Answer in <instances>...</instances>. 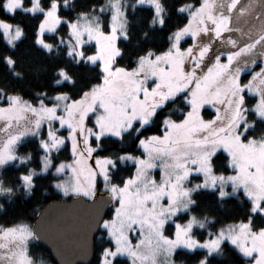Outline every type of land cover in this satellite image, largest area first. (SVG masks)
Here are the masks:
<instances>
[{"label":"rangeland","instance_id":"374dc122","mask_svg":"<svg viewBox=\"0 0 264 264\" xmlns=\"http://www.w3.org/2000/svg\"><path fill=\"white\" fill-rule=\"evenodd\" d=\"M233 2L234 0H206L203 7L200 6V3L198 6L186 7L184 13L191 17L192 23L187 24L189 31L184 35V37H189L190 41L189 43L182 44V49H187L189 44L192 43L191 31H197V44L193 49V55H196L205 46H211V51L205 54L199 68L196 67V61H193L191 55L184 56L171 48V44L176 39L175 34L177 31H175L171 34L169 47L164 51H170L172 53L171 56L161 55L164 52L152 54L151 56L147 54L143 56V60L139 59L136 67L128 70L127 74L117 73L114 76L109 75V83L103 87H92L79 105H72L70 110L71 115L67 118L71 119L72 126L77 129L74 133L79 144L76 151L77 153H83V157L78 162H74L75 157L70 154L71 158L65 161L66 164L63 172L57 173L55 168L60 161L53 162L46 170L41 171V159L39 158L40 167L38 169L29 168L27 170V173H29L31 169L33 176L51 173L55 177L53 182L64 185L68 190V195L65 196L54 188L61 194L63 199L81 196L86 200H92L98 195L108 197L111 201L108 216L111 215L118 205L119 199L126 197L127 203L125 208L127 210L117 217L114 227H120V230L123 231L130 223L132 227H136L132 223L133 218L139 221L144 229L145 236L150 238L151 241L149 243L146 240L145 245L140 249L142 255L148 258L147 264H180L174 260V254L168 252V245L160 241L156 236V231L161 227L159 223L161 220L169 224V233L171 232V225H174L177 221L182 226H186L190 220H194L195 223L192 224L190 235L196 239L202 240L204 238H199L193 232L194 229L201 230L210 222L207 218L199 219L191 213L192 203L189 201L192 200V195L196 191L210 190L217 192L223 186L230 193V196L240 191L245 198V189L254 194L264 195V178H262L264 177V146L261 144L264 138L256 139L252 144H248L247 141L242 143L235 139L243 127L241 122L245 113L243 112V106L239 104V93L230 80V77L233 79L235 77L234 69L243 68L247 75L250 76L252 71H256L259 68L261 53L264 52V41H261L255 49L242 53L237 57L227 71L216 65L211 72H208L209 65L213 64L217 54L235 52L240 47L250 44L259 35L264 34V0H238L235 3V7L229 11V5ZM10 3L12 7L6 11L7 13H11L15 9L23 10L22 7L16 5L15 0H10ZM106 4H108L111 11L107 26L109 22L116 25L117 33L125 31L124 8L126 6L144 5L150 7L153 11L154 8H159V15L154 16L155 23L160 25V19L163 18V10L158 0H155L154 4L136 3V0H107ZM117 9H119V12H116ZM114 12H116L117 19L111 20ZM209 13L217 19L230 17V21L227 24L229 30L224 33L222 39L214 40L213 30L215 24L208 19ZM76 20L78 21V26L85 29L83 33L85 40H87L88 29H91L95 35L102 28L98 14L82 15ZM13 26L15 27L16 25ZM205 26L208 29L206 34L201 31ZM97 39L101 44L107 46V51L103 54L114 55V50L110 47V39L106 40L102 35L97 37ZM229 39L236 42L235 47L229 45ZM16 41H13V43ZM70 41L71 37L67 35L65 38L66 48H68V42ZM90 44L94 46L95 51L97 47L96 41L94 40L92 43L86 45ZM116 56H114V60ZM157 56H160V59H156ZM200 59L201 57L196 55V60L200 61ZM253 59L256 60V64L258 65L249 70V64H251ZM223 62L224 57L222 56L221 63ZM97 63L100 68L99 59ZM112 67H116L114 63ZM101 73V77H103L104 73L102 71ZM244 79H247V76ZM257 83L254 81L252 86L256 87ZM97 85H101V81L95 86ZM260 88L262 94H264V85H260ZM183 91L187 94L189 105L186 113L192 112V115L187 118L184 115L179 121H173L168 118L171 126L165 129V131H169L170 135L167 138H163L162 132L151 135L158 137V139L147 141L148 148L146 150L139 147L141 155H133L135 158L144 160L143 164H139L138 166L136 159L130 161L125 158L124 162L133 163L136 174L134 179H130L129 184L124 188L123 192L121 191V186H123L124 182L113 187L114 184L109 179L102 180L100 178V167H106L107 172L105 175L109 176V171L112 169L111 165H98L95 157L91 161H86L85 158L88 155L87 146L80 139L81 136L90 135L88 132L89 128H92L94 131L97 130L94 121L101 124L99 129L101 132L106 128H111L113 132L123 131L132 119H135V123L139 127L140 118L148 116L156 105L162 103L163 106L168 100ZM250 95L255 96L254 94ZM213 96L216 99H212ZM51 101V103H48L49 106H56L58 113L67 114L69 111L67 99L61 101L52 98ZM89 105H91V111H87ZM204 107L209 108L213 112L208 118H204L201 115ZM217 109L219 110L218 118L209 124L208 122L217 116ZM259 110L264 111V105H260ZM82 115L86 117L83 124H81ZM35 119L36 117L33 113L24 112L21 119H12L11 131L8 130L10 127L3 130L4 125L8 121L0 120V124L2 125L0 128V145L10 136L27 130L17 144L26 138L34 137L41 151L40 157L44 156L48 158V153H44L39 145V139L45 138L47 125L51 124L54 139H59L61 136L66 137L71 129L68 127L59 129L55 121L49 122L45 118L41 122L42 127L37 130L33 123ZM238 124L240 125L239 128L237 127ZM220 129H224V131L220 132ZM107 136L116 138L111 133L105 134L102 137ZM225 142L229 146V150L232 153L231 156L228 155V151L224 147ZM49 143L51 144V141ZM60 149L61 147L57 151ZM57 151L52 153L51 159ZM219 151L227 156V165L230 167L231 172L223 174L225 177L223 182L217 179L214 189H209L207 186L203 188L197 187L204 180L202 171H196L197 168H207L211 175L219 176L221 174L214 172L211 162L214 156L213 153ZM20 157L23 156L17 155V164L22 162ZM118 157L115 159L120 162ZM68 164H71L74 170H70L67 166ZM89 164H91V167H89ZM237 164L244 165L248 171L254 170L255 165H260L261 174L253 178L242 175L241 179L244 180V183L241 184L238 180L236 182V192L233 193L231 191L233 182L228 181L227 177L235 175ZM149 165H152V167H149ZM180 165H183V167ZM185 168L192 170L187 178L183 177ZM161 173H163V176ZM131 177L129 176V178ZM152 177H155V183L151 182ZM177 177L181 178L178 182ZM94 181H97L94 195H86L81 191V189L91 191ZM161 184L164 185L163 198H161ZM21 185L23 186L22 182ZM0 189H3V191H0V196L4 195L7 191L3 188L1 182ZM185 189L189 190L187 196L184 194ZM169 195H171V202H169ZM114 196L116 199H113ZM145 220L148 223H145ZM201 224L203 227L200 226ZM29 227L31 228L30 225ZM232 231L237 232L239 229L233 228ZM101 234L105 236L103 231ZM101 234L98 236L101 237ZM247 235L251 236V233ZM15 239L20 240L19 238ZM136 239H139V232L136 235ZM33 240H29L27 244L33 242ZM2 242L3 240H0V244ZM20 244L23 250L26 244L21 240ZM176 250L189 252L204 250L206 253V249L194 248L189 250L183 246L178 247ZM17 256L18 253L14 254L9 259L10 262L8 264H15ZM254 257L255 253L252 258ZM121 258L127 259L126 257ZM252 258L244 259L247 260V264H251ZM31 261L32 264H50L43 261H34L32 258Z\"/></svg>","mask_w":264,"mask_h":264},{"label":"snow or ice","instance_id":"6c2138e0","mask_svg":"<svg viewBox=\"0 0 264 264\" xmlns=\"http://www.w3.org/2000/svg\"><path fill=\"white\" fill-rule=\"evenodd\" d=\"M238 0H234L232 4L229 5V11H231L235 7V3ZM17 6L22 7L23 12L33 16L38 17L36 19V23L33 26L32 35V44L36 48L43 49L47 53H51L53 50V45L48 41V33H59V29L61 25L65 26V32L69 37H71V41L68 42V48L66 52V56L73 60L75 65H80L83 61L86 64H95L97 60H100V70L104 73V76L101 77V85L93 86V87H103L107 83H109V75H115L117 73H128V70L117 66L115 68L112 67L115 62L114 56L120 55L122 49L118 46V41L121 36H123L124 40H127L128 33L126 31H121L117 33L116 25L109 22L107 28H101L98 32L93 34L91 29L87 30V40L84 39L83 33L85 29L80 28L78 26V21L73 18H69L66 15L61 13V8L64 9L67 7L69 0H48L47 5L43 3V0H15ZM136 3H149L154 4L155 0H136ZM200 6L206 3V0H199ZM10 0H0V15H3L6 11L11 9ZM186 7L190 8L192 5L180 6L177 8L178 12H185ZM133 10H135V5H133ZM126 11V10H125ZM40 13L37 16V13ZM119 12V9L116 10ZM116 12L113 13L111 20H116L117 15ZM160 9L154 8L153 15H159ZM123 14V13H121ZM84 15L83 13L80 14ZM208 19L215 24L214 28V37L216 39H222L224 37V33L228 31L227 24L230 21V17H222L215 18L209 13ZM192 23L191 17L188 19V24ZM161 26L164 24L163 18L160 19ZM189 31L188 25L185 24L184 27L179 29L176 32V39L171 44V48L175 49L177 53H181L184 56H192L193 61H196V67L199 68L202 63L205 54L211 51V46L207 45L205 48L199 50L196 55L201 57L200 61L196 60V55H193V49L197 44V31H191L192 43L189 44L187 49H182V41L185 33ZM201 31L208 32L207 27L201 29ZM0 34L3 35V39L7 42V44L13 48L16 45L13 43L15 40H20L25 35V30L21 29L19 26H13L7 19H0ZM103 36L106 40H111V48L114 50V55H105L107 51V46L103 45L99 42L97 37ZM144 36H147V32L144 33ZM171 38V37H170ZM96 41L97 47L96 50L87 54L85 52V45L88 43H92ZM261 41H264V34L259 35L254 41H252L248 45H244L240 47L235 52H227L220 53L215 56V60L213 64L209 65L208 72H211L213 67L219 65L223 70L227 71L231 65L234 63L237 57H239L242 53L249 52L252 49H255ZM230 46L235 47L236 42L232 39L228 40ZM148 55L151 56V51L148 52ZM163 56H171L172 53L170 51H166L162 53ZM224 57V62L221 63V57ZM3 64L7 66L9 70H12L16 64V59L12 56H4L2 58ZM139 59L143 60L144 57L141 56ZM156 59H160V56H157ZM256 65V60L253 59L251 64H249V69L253 68ZM191 71V69H190ZM235 77L234 79L230 77L232 84L235 86L236 90L239 93V104L243 106V112L245 116L242 120L243 127L240 132L236 135L235 139L237 141H247L248 144H252L256 137L250 136L249 132L255 128V121L247 120L248 112H255L256 116L260 118L262 122H264V111L259 110L260 105H264V94H262V90L260 85H264V52L261 53L260 66L256 71H252L251 75L248 76L243 68L234 69ZM12 75H18L17 72L12 71ZM54 75L58 78L54 81L55 84H60L63 81H67L68 83H74V78L70 75V73L65 68H57L55 70ZM247 76V79H243V77ZM258 82L256 87H253V82ZM88 89L79 92L78 95H75L76 98H69L67 93H57L53 99L57 100H68V108L69 111L67 114H62L57 112L56 106H49L47 102L41 98L47 96L46 92H38L35 95L37 96V100L35 103L31 100H25L21 95L8 93L6 96L0 97V120H7L8 122L4 125V129L6 130L11 126L12 119L15 118L17 120L23 117L24 112H31L35 115L36 119L33 121L35 128L39 130L42 127V121L45 118L51 122L55 121L58 124V128L62 129L68 127L71 129L68 135L61 136L59 139H54V133L51 130V124H48L46 127V135L45 138L39 139L40 148L44 153H48V158L41 156V171L46 170L49 166L53 164V160L51 159L52 153L57 151L58 148L68 145L69 153L75 157L74 162H78L82 157L83 153H77L76 149L79 147L78 140L74 136V133L77 131L76 128L72 126L71 119L67 118L71 115V107L72 105H79L83 97L88 95ZM147 91V90H145ZM245 92L248 94H254L256 97V103L252 104L251 108H249L246 99ZM212 99H216L215 96ZM17 106H19L17 108ZM162 106L161 104L156 105L149 113L148 116L140 118V125L137 127L135 125V119H132L130 123L123 129V131H115L111 128L104 129L103 132L99 131L101 124L99 122L96 123L97 130H93L92 128L88 129L90 135L81 136L80 139L83 140L84 145L87 146L88 155L85 158L86 161H91L93 157L98 165H111L113 169L116 168V159L104 155V150L100 146V141L103 135L111 133L116 136L117 139H123L124 133L131 131L135 128L136 133V145L142 149L148 148L147 141H152L158 139L155 136L145 137L141 135L145 124L149 123L150 119L154 116H159V112L157 109ZM15 110V112H13ZM91 105L88 106L87 111H91ZM217 116L213 117L212 121L208 123L211 124L215 121V119L219 116V110L217 109ZM186 118L192 115V112L186 113ZM86 117L82 115L81 124L84 123ZM170 121L167 117L160 120L158 124L159 130L163 133V138H167L170 133L169 131H165V129L170 128ZM239 128L240 125L238 124ZM27 131V130H25ZM25 131H21L18 134L10 136L6 139L2 145H0V166H5L9 161L15 160L17 158V154L15 152V146L17 142L25 135ZM220 132H223L224 129H220ZM94 137V139H93ZM51 141V144L49 143ZM262 146H264V141L261 142ZM224 147L226 151H228V155L231 156L232 153L229 150L228 144L225 142ZM216 155V153H213ZM127 158L128 160L136 159L138 166L139 164H143L144 160L140 158H135L130 152H122L118 159L122 164ZM23 161L24 157H20ZM195 163V161H193ZM66 162L60 161L55 168L57 173H61L64 170ZM70 170L72 169L71 164L67 165ZM183 167V165H180ZM91 167V164H89ZM152 167V165H149ZM237 171L235 175H229L227 177L228 181H232V189L231 191L236 192V182L239 180L241 184L244 183V180L241 179L242 175H246L249 178L256 177L258 174H261V166L255 165L254 170L248 171L244 165L237 164ZM192 170L185 168L183 172V177L187 178ZM196 171H202L204 180L197 186L199 188H203L207 186L209 189L215 188V182L219 179L221 182L224 181L225 177L221 173L219 176L211 175L209 169L197 168ZM107 172V168L104 166L100 167V178L102 180L110 179L109 176L105 175ZM135 169L133 170L132 177H125L124 184L121 186V191L123 192L124 188L130 182V179L135 178ZM163 176V173H161ZM264 178V177H262ZM180 177H177V182L180 180ZM19 180L23 183V186L31 193V189L34 186L33 174L32 170H29V173H19ZM152 183H155V177L151 179ZM97 181L93 182L92 190L81 189L86 195H94V189ZM53 188L59 190L63 195H68L67 188L62 184H56L53 182ZM113 187H116L115 185ZM163 188L164 185L161 184V198H163ZM3 191V189H0ZM7 191H11L8 189ZM189 190L185 189L184 194L187 196ZM230 197V193L222 186L219 191L216 192V199L223 201ZM113 199H116L114 196ZM245 199L248 201L249 207L247 208V216L246 218L237 219L233 224L225 225L224 227L218 228L215 233L211 230L205 235V237L201 239H196L190 235L192 224L195 223L194 220H190L186 226H182L179 221H177L174 225H171V232L169 233L168 227L169 224L161 220L159 221L161 227L158 231H156V236L160 241H163L168 245V252L175 254V249L178 247H186L189 250L194 248L206 249V255L199 261V264H210L212 261L213 254L217 255L223 254V249L231 246L235 253L240 258H252L255 253V257L251 259V264H264V223H254V219L256 217L264 218V195L254 194L250 192L248 189H245ZM169 202H171V195H169ZM190 203H194V200H190ZM127 203L126 197H121L119 199L118 205L115 207L114 211L110 216L101 220L99 229L105 233L104 239L107 243L103 244V247L100 250L98 264H120L121 257H126L125 260L127 264H147V256L142 255L140 249L145 245L146 240L150 243V238L145 236L144 229L135 218H133L132 223L136 225V227H132L130 223L127 228H124L123 231L120 230V227H114L115 221L118 216L122 214V212L126 211L125 208ZM243 204V201H240ZM145 223H148L145 220ZM203 227V225H200ZM51 227L53 229H63L70 227L68 222L61 224L60 222H51ZM233 228H238L239 231L233 232ZM0 240L7 241L10 238L15 239L19 238L21 241L27 242L31 239L35 241L46 240L45 236H41L36 234L27 224H14L11 226H3L0 227ZM227 229V230H226ZM139 232V239H136V235ZM167 233V234H166ZM251 233V236L247 234ZM93 235H96V232H93ZM100 237L97 236V239ZM5 244H0V247H5ZM52 250L50 249V252ZM53 256L55 257V252H53ZM15 264H32L31 256L29 255V249L27 246L18 254ZM57 264H59V260H57Z\"/></svg>","mask_w":264,"mask_h":264},{"label":"trees","instance_id":"16d2710c","mask_svg":"<svg viewBox=\"0 0 264 264\" xmlns=\"http://www.w3.org/2000/svg\"><path fill=\"white\" fill-rule=\"evenodd\" d=\"M129 1V0H128ZM163 10L164 24L161 26L155 23L153 10L144 5L133 7L126 6L124 8L125 15V31L128 33V39L120 38L118 46L122 49L120 55L115 58L114 65L121 66L127 70L136 67L141 56H145L151 51L152 54L164 52L170 44V37L175 31H178L185 24H188L189 16L184 12H178L177 8L185 5L198 6L199 0H158ZM107 0H69L67 7L61 8V13L69 18L78 19L83 13L84 15L98 14L102 23V28H107L110 19V10ZM47 5L48 0H43ZM126 10V11H125ZM40 13H37L39 16ZM0 19H7L12 25L19 26L25 30V35L17 40L14 44L15 48L9 46L0 34V58L4 56H12L16 59V64L12 70H9L2 59H0V97L6 96L8 93L21 95L25 100L36 102L38 92H46L47 96L43 98L47 104L51 103V99L57 93H67L69 98H76L79 92L89 90L101 81V70L99 64H86L83 61L80 65H75L73 60L66 56L67 48L65 45V26L61 25L59 33H48V41L53 45L51 53L45 52L43 49L36 48L32 44V31L38 17L30 16L21 9H15L11 13L5 12L0 15ZM147 32V36L144 33ZM182 44L189 43V37H183ZM219 40V39H216ZM264 51V50H263ZM85 52L91 54L94 52L92 44L85 45ZM256 64L255 66H257ZM254 66V67H255ZM253 67V68H254ZM57 68H65L74 78V83L63 81L55 84L58 78L54 75ZM251 68V69H253ZM249 69V70H251ZM12 71L18 75H12ZM250 72V71H249ZM245 77H243L244 79ZM246 102L251 108L256 102V97L245 93ZM189 109L187 94L185 91L175 95L168 100L157 111L159 116H154L149 123L144 126L141 135L148 137L159 134L158 128L160 120L167 117L173 121L181 120ZM213 112L204 107L202 116L208 118ZM248 121H255L256 126L249 132L250 136L256 139L264 138V122L260 120L255 112L247 113ZM138 127V124L135 123ZM135 128L124 133V138L117 139L112 137H102L100 146L104 150V155L117 158L122 152H130L132 155H141L140 148L136 145ZM15 152L18 156L25 159L17 164V160L0 168V182L6 191L0 196V227L18 225L21 223L28 224L32 227L33 221L38 213L54 201H67L72 197L63 199L61 194L56 191L52 183L55 177L51 173L37 174L33 176L34 186L31 193L21 185L19 173H27L29 168L38 169L40 167V149L36 142V138H26L16 145ZM71 158L68 151V145L65 144L53 154V162L66 161ZM212 168L215 173L228 174L231 172L227 165V156L222 152H217L212 157ZM135 169L133 163L123 162L122 164L116 160V168L109 171L110 182L114 185H120L124 182L125 177L132 176ZM195 202L191 205V213L199 219H209L206 227L201 230L194 229V233L203 238L211 230L213 233L222 226L232 224L237 219L246 218L248 201L243 197L240 191L228 199L220 201L216 199V191L198 190L192 195ZM243 201V204L240 203ZM109 215L107 213L106 217ZM254 223H264V218L256 217ZM102 230L94 237L93 242V259L90 264H97L100 250L104 243ZM102 236L97 239V236ZM29 249V255L34 261H43L54 264L50 255L35 240L26 244ZM206 255L204 250H193L191 252L184 250H176L173 255L174 260L180 264H199V261ZM120 264H127L125 259L121 258ZM210 264H247V260L240 258L235 250L228 246L223 249V254H214Z\"/></svg>","mask_w":264,"mask_h":264},{"label":"water","instance_id":"95a60500","mask_svg":"<svg viewBox=\"0 0 264 264\" xmlns=\"http://www.w3.org/2000/svg\"><path fill=\"white\" fill-rule=\"evenodd\" d=\"M110 205V199L103 195L92 200L80 196L49 203L33 221L32 230L47 238L36 241L37 245L50 255L54 264H57V260L59 264H90L93 259L94 237L98 234L100 222L109 212ZM51 222H68L70 227L53 229ZM94 231L96 235H93Z\"/></svg>","mask_w":264,"mask_h":264},{"label":"flooded vegetation","instance_id":"af4514ba","mask_svg":"<svg viewBox=\"0 0 264 264\" xmlns=\"http://www.w3.org/2000/svg\"><path fill=\"white\" fill-rule=\"evenodd\" d=\"M216 38L214 37V40ZM2 125L0 124V128ZM8 130L11 131V127L8 128ZM1 244H5V247H0V264H8L10 261L9 259L16 255L17 253L19 254L22 251V246L20 244V240L18 239H9L7 241H4Z\"/></svg>","mask_w":264,"mask_h":264}]
</instances>
